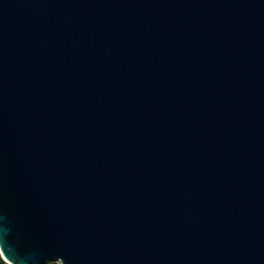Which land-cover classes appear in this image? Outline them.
Segmentation results:
<instances>
[{
	"label": "water",
	"instance_id": "obj_1",
	"mask_svg": "<svg viewBox=\"0 0 264 264\" xmlns=\"http://www.w3.org/2000/svg\"><path fill=\"white\" fill-rule=\"evenodd\" d=\"M0 256L264 264V0H0Z\"/></svg>",
	"mask_w": 264,
	"mask_h": 264
},
{
	"label": "trees",
	"instance_id": "obj_2",
	"mask_svg": "<svg viewBox=\"0 0 264 264\" xmlns=\"http://www.w3.org/2000/svg\"><path fill=\"white\" fill-rule=\"evenodd\" d=\"M0 264H5L1 258H0ZM49 264H55V263L53 262V263H49Z\"/></svg>",
	"mask_w": 264,
	"mask_h": 264
},
{
	"label": "rangeland",
	"instance_id": "obj_3",
	"mask_svg": "<svg viewBox=\"0 0 264 264\" xmlns=\"http://www.w3.org/2000/svg\"><path fill=\"white\" fill-rule=\"evenodd\" d=\"M0 258L2 259L1 256H0ZM2 260H3V259H2ZM3 261H4V260H3ZM4 263H5V264H9V263H7V262H5V261H4ZM55 264H61V263H58V262H57V263H55Z\"/></svg>",
	"mask_w": 264,
	"mask_h": 264
},
{
	"label": "built area",
	"instance_id": "obj_4",
	"mask_svg": "<svg viewBox=\"0 0 264 264\" xmlns=\"http://www.w3.org/2000/svg\"><path fill=\"white\" fill-rule=\"evenodd\" d=\"M54 263H57V262H54ZM58 263H60V262L58 261Z\"/></svg>",
	"mask_w": 264,
	"mask_h": 264
}]
</instances>
